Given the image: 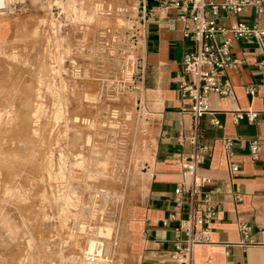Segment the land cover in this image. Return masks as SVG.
Here are the masks:
<instances>
[{"label": "rangeland", "instance_id": "1", "mask_svg": "<svg viewBox=\"0 0 264 264\" xmlns=\"http://www.w3.org/2000/svg\"><path fill=\"white\" fill-rule=\"evenodd\" d=\"M145 2L3 0L23 21L0 45V264H82L91 240L121 264L155 142Z\"/></svg>", "mask_w": 264, "mask_h": 264}, {"label": "crops", "instance_id": "2", "mask_svg": "<svg viewBox=\"0 0 264 264\" xmlns=\"http://www.w3.org/2000/svg\"><path fill=\"white\" fill-rule=\"evenodd\" d=\"M162 1L146 0L144 10L139 11L144 25L138 101L155 127V142L144 173V195L127 218L121 264L169 263L173 230L192 206L186 195L178 200L174 194L177 186L185 182L177 162L189 158L194 151L192 136H196L201 156L197 175L211 180L204 191L213 192L217 212L210 226L214 244L196 247L194 264H264V70L259 67L256 46L244 41L234 43L231 54L243 63L225 74L233 97L211 95L210 112L195 124L192 116L182 111L189 107V100L178 91L182 58L193 45L183 36L179 10L164 6ZM262 4L260 15L251 10L239 15L220 14L218 22L228 27L241 21L264 30V0ZM22 21L19 17L0 21V45L14 37ZM249 88L253 95L248 93ZM248 111L256 113L254 122L244 116L235 119L238 112L244 115ZM212 120L218 125H213ZM228 138L233 139L231 160L239 166L234 176L230 175L222 145ZM253 139L260 144L256 161L248 150ZM239 224L249 228L246 235L239 231Z\"/></svg>", "mask_w": 264, "mask_h": 264}, {"label": "built area", "instance_id": "3", "mask_svg": "<svg viewBox=\"0 0 264 264\" xmlns=\"http://www.w3.org/2000/svg\"><path fill=\"white\" fill-rule=\"evenodd\" d=\"M162 4L179 10L178 21L183 25V36L193 45L192 50L182 58L178 91L182 98L190 102L189 107L182 111L188 112L197 124L202 116L210 112L211 95L228 99L233 97L232 86L225 74L236 70L243 63L231 54L234 43L244 41L254 44L260 57L259 67L264 70V30L241 21L228 27L218 22L220 14L239 15L245 10H251L255 15H260L263 12L262 0H163ZM248 93L253 95V89L249 88ZM243 116L252 123L257 115L250 111L244 115L238 112L235 119H242ZM212 124L217 126L218 122L212 120ZM191 143L195 146L192 154L177 162L185 182L177 186L174 194L178 200L180 196L186 195L192 206L187 216L180 219L173 230V252L168 264H194L195 248L214 244L210 226L217 212L213 192L204 191L211 180L197 175V164L201 156L196 136H192ZM222 145L228 158L230 175L234 176L238 174L239 166L231 160L233 139H224ZM248 150L251 159L256 161L260 151L259 141L250 140ZM236 200L240 201V198L236 197ZM238 229L244 235L249 231L244 224H239ZM82 264H111L105 243L101 240L89 241L82 253Z\"/></svg>", "mask_w": 264, "mask_h": 264}, {"label": "bare ground", "instance_id": "4", "mask_svg": "<svg viewBox=\"0 0 264 264\" xmlns=\"http://www.w3.org/2000/svg\"><path fill=\"white\" fill-rule=\"evenodd\" d=\"M3 6V0H0V8Z\"/></svg>", "mask_w": 264, "mask_h": 264}]
</instances>
